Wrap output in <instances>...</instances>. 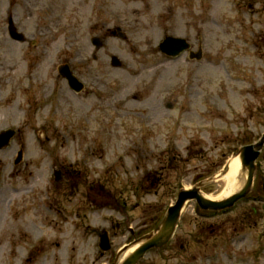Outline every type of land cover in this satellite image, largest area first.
Listing matches in <instances>:
<instances>
[{"label": "rangeland", "instance_id": "1", "mask_svg": "<svg viewBox=\"0 0 264 264\" xmlns=\"http://www.w3.org/2000/svg\"><path fill=\"white\" fill-rule=\"evenodd\" d=\"M9 16L25 41L9 37ZM166 35L201 58L166 57ZM65 63L82 91L58 74ZM9 128L0 264H110L182 187L264 133V0H0V131ZM256 168L249 198L226 213L189 201L173 239L140 264H264V148ZM223 186L202 190L215 198Z\"/></svg>", "mask_w": 264, "mask_h": 264}, {"label": "water", "instance_id": "2", "mask_svg": "<svg viewBox=\"0 0 264 264\" xmlns=\"http://www.w3.org/2000/svg\"><path fill=\"white\" fill-rule=\"evenodd\" d=\"M10 35L17 40H23V35L18 33L13 27L12 23L9 27ZM93 43L99 47L100 42L98 39H93ZM159 50L170 56H177L180 52L188 49L189 45L183 38L165 36V38L158 45ZM199 57V55H197ZM112 64L119 65L120 62L116 57H112ZM59 73L64 76L70 87L76 91H80L83 88V84L72 74L68 65H61L58 68ZM15 131L13 129H7L0 132V148L6 146L10 139L13 137ZM264 148V133L253 144L242 146L233 155V158L237 157L239 160V175L238 178H242L238 190L230 193L221 199H211L206 196L201 187L212 183L218 179L221 175L226 174L229 169V162L225 168L219 173L218 176H213L208 179L197 182L191 188H181L177 194L175 203L170 205L163 218L159 221L157 226L150 232L134 239L130 243L124 245L118 250L115 258L111 264H138L145 254L151 249H160L165 246L172 238L174 231L177 227L181 211L187 201L194 200L198 207L204 210L220 211L226 208L232 207L237 201L245 197L252 189L253 178L256 172L255 160L259 156L260 151ZM22 158V152H18V156L15 163H18ZM98 246L102 250H108L110 248V240L107 231L99 235Z\"/></svg>", "mask_w": 264, "mask_h": 264}, {"label": "bare ground", "instance_id": "3", "mask_svg": "<svg viewBox=\"0 0 264 264\" xmlns=\"http://www.w3.org/2000/svg\"><path fill=\"white\" fill-rule=\"evenodd\" d=\"M22 66L19 67L21 69ZM12 109V105L10 106ZM239 175V160L237 157L230 160L229 169L227 170L226 174L221 175L217 180H221L224 183V186L220 193L215 197L208 196L211 199H221L230 193L238 190L243 182L242 178H238Z\"/></svg>", "mask_w": 264, "mask_h": 264}, {"label": "flooded vegetation", "instance_id": "4", "mask_svg": "<svg viewBox=\"0 0 264 264\" xmlns=\"http://www.w3.org/2000/svg\"><path fill=\"white\" fill-rule=\"evenodd\" d=\"M95 27H97V25H95Z\"/></svg>", "mask_w": 264, "mask_h": 264}, {"label": "trees", "instance_id": "5", "mask_svg": "<svg viewBox=\"0 0 264 264\" xmlns=\"http://www.w3.org/2000/svg\"><path fill=\"white\" fill-rule=\"evenodd\" d=\"M121 207H123V206H121Z\"/></svg>", "mask_w": 264, "mask_h": 264}]
</instances>
